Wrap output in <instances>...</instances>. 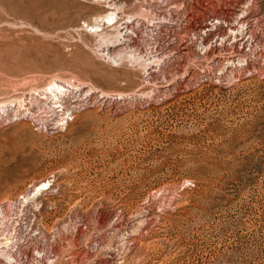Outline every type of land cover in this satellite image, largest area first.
Wrapping results in <instances>:
<instances>
[{
    "label": "rangeland",
    "instance_id": "1",
    "mask_svg": "<svg viewBox=\"0 0 264 264\" xmlns=\"http://www.w3.org/2000/svg\"><path fill=\"white\" fill-rule=\"evenodd\" d=\"M115 1L0 0V264H264V0Z\"/></svg>",
    "mask_w": 264,
    "mask_h": 264
},
{
    "label": "bare ground",
    "instance_id": "2",
    "mask_svg": "<svg viewBox=\"0 0 264 264\" xmlns=\"http://www.w3.org/2000/svg\"><path fill=\"white\" fill-rule=\"evenodd\" d=\"M107 3H108V1H106ZM110 3V2H109ZM114 3H119L118 5H120V4H123L124 2H120V0H117V1H115ZM113 3V5H115ZM112 4V3H111ZM126 4V3H125ZM117 5V4H116ZM128 5V4H127ZM111 6V5H110ZM110 7L109 6H104L103 7V12L105 13L104 15H102L101 16V18H99V19H97V21L93 24V25H91L90 27L91 28H94V30H93V33H95V34H97L99 31H101V29H99L98 30V28L100 27V26H102V25H104V24H106V20L107 19H109V18H115V16H116V14H115V12H112V11H110V9H109ZM160 12V11H159ZM120 16V15H119ZM123 16V15H122ZM124 18V17H123ZM127 18V17H126ZM112 19V20H113ZM116 19V18H115ZM114 19V20H115ZM168 21V20H167ZM198 21V20H197ZM163 22V21H162ZM171 22V21H170ZM243 22V21H242ZM193 25V24H192ZM122 26H123V24H122ZM246 26V25H245ZM234 28V27H233ZM135 31H136V29H135ZM211 32V31H210ZM123 33V32H122ZM132 33V32H131ZM247 36V35H246ZM122 37V36H121ZM124 37V36H123ZM129 38V37H128ZM125 40V39H124ZM203 40V39H202ZM125 43H126V41H125ZM121 45V44H120ZM110 47H114V45L112 44V45H110ZM114 52V51H113ZM156 53V52H155ZM165 53V52H164ZM183 53V52H182ZM161 54V53H160ZM166 56V55H165ZM157 61V60H156ZM156 63V62H155ZM147 64H149V63H147ZM160 65V64H159ZM54 81H51L50 83H48V85H47V88L49 89V94H51L54 98L56 97H59V95L60 94H62L63 93V91L65 90L66 92L69 90V89H67V88H65L64 87V85H57L56 84V82H54ZM59 94V95H58ZM47 185H49V181L48 180H44L43 182H39L35 187H34V189L33 190H40L42 187H46ZM0 213H2V209H1V207H0Z\"/></svg>",
    "mask_w": 264,
    "mask_h": 264
},
{
    "label": "built area",
    "instance_id": "3",
    "mask_svg": "<svg viewBox=\"0 0 264 264\" xmlns=\"http://www.w3.org/2000/svg\"><path fill=\"white\" fill-rule=\"evenodd\" d=\"M67 93H68V91L66 92L64 90L63 93L59 95L58 99H59L60 102L66 101V99L68 98ZM75 103L76 104H80L81 102L80 101H77ZM11 111H12L11 108H8L7 110H5L4 111V117L9 118V117L14 116L15 114H13ZM75 113H76V110L75 109H70L69 111L65 112L64 113L65 116L62 119L63 122L68 123L69 121H71L73 119ZM1 118H3V117L1 116Z\"/></svg>",
    "mask_w": 264,
    "mask_h": 264
}]
</instances>
